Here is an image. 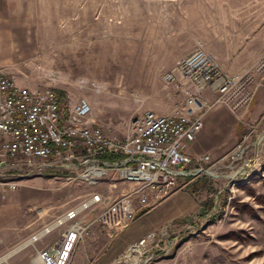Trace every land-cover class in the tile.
<instances>
[{
    "label": "rangeland",
    "instance_id": "rangeland-1",
    "mask_svg": "<svg viewBox=\"0 0 264 264\" xmlns=\"http://www.w3.org/2000/svg\"><path fill=\"white\" fill-rule=\"evenodd\" d=\"M160 1L170 0H34L33 54L21 55L16 47L14 62L6 70L35 89L50 86L73 99H87L91 120L122 138L131 118L147 110L169 114L175 104L162 83L163 74L175 63L150 49L165 33L158 29ZM216 1L231 6V18H264V0ZM246 119V113L235 117L230 143L211 159L216 162L245 141L244 160L250 171L238 175L237 169L245 168L241 163L233 169L219 167L213 175L203 172L179 180L178 187L185 186L183 191L203 210L166 237L169 253L149 261L141 258L137 264H264V116L253 124ZM39 175L25 179L34 181L21 183L2 201L20 212L10 230L21 226L23 236L0 255V264H32L36 251L55 239L62 226L34 241L37 233L91 194L115 200L134 187L113 172L95 183L85 181L81 169H44ZM120 235L109 237L94 226L74 254L90 244L81 264H130L118 261L123 253H111Z\"/></svg>",
    "mask_w": 264,
    "mask_h": 264
},
{
    "label": "built area",
    "instance_id": "built-area-1",
    "mask_svg": "<svg viewBox=\"0 0 264 264\" xmlns=\"http://www.w3.org/2000/svg\"><path fill=\"white\" fill-rule=\"evenodd\" d=\"M263 77L264 54L242 74L230 75L197 45L162 76L164 88L175 98L170 113L144 111L131 118L125 136L120 138L91 120L92 108L87 99H73L50 86H19L0 68L2 199L15 192L21 181L40 176L44 169H81L82 178L94 171L96 175L83 178L91 183L113 172L119 181L134 184L126 195L115 200L91 194L54 225L37 233L34 241L62 226L55 239L36 251L38 264H70L78 244L92 227H99L109 237L128 229L174 192L179 180L203 172L213 175L219 167L233 169L241 163L245 168L239 167L238 175L250 171V164L244 160L245 141L216 162L208 154L192 157L185 151L203 129L206 114L215 107L226 108L234 117L242 116ZM99 156L111 159L95 160ZM166 237L164 232L150 231L131 243L126 252L131 250L138 256L135 264L144 257L149 261L166 255L171 250Z\"/></svg>",
    "mask_w": 264,
    "mask_h": 264
},
{
    "label": "crops",
    "instance_id": "crops-1",
    "mask_svg": "<svg viewBox=\"0 0 264 264\" xmlns=\"http://www.w3.org/2000/svg\"><path fill=\"white\" fill-rule=\"evenodd\" d=\"M231 11L229 4L224 6V2L221 4L216 0L160 1L158 29L165 33L160 34L158 46L154 44L150 48L151 53L166 56L167 61L175 63L200 45L215 58L225 73L242 74L264 54V18H231ZM32 18L34 0H0V68L17 85L29 89L35 88L26 79L8 72L6 65L14 62L16 47L20 48L21 55L29 52L33 54ZM258 83L260 87L245 112L246 121L250 124L264 116V77ZM223 108H215L206 114L203 129L195 142L188 145L186 154L192 157L199 154L214 157L227 147L232 137L230 134L235 130V117ZM23 181L19 186L34 179ZM184 188L179 186L157 206L148 210L143 217L149 218L143 224L138 222L122 231L113 242L111 253H124L131 243L150 231L164 232L168 236L180 225L186 227L184 221L194 218L203 208L197 205L188 192L183 191ZM2 201L5 199L0 195V255L23 236L21 226L14 229L15 232L10 230L20 212L13 203ZM88 247L90 244H84L81 250L73 254V264L84 261ZM32 264L38 262L33 260Z\"/></svg>",
    "mask_w": 264,
    "mask_h": 264
},
{
    "label": "bare ground",
    "instance_id": "bare-ground-1",
    "mask_svg": "<svg viewBox=\"0 0 264 264\" xmlns=\"http://www.w3.org/2000/svg\"><path fill=\"white\" fill-rule=\"evenodd\" d=\"M89 175L94 176V175H96V172L91 171V172L85 174V175L83 176V178H84V179H89V178H88ZM132 254H133V253H132L131 250L128 251V252L125 251V253H123V255L121 256V258H119L118 261H124V262H127V263L135 264L136 261L138 260V256H137V255L134 256V255H132Z\"/></svg>",
    "mask_w": 264,
    "mask_h": 264
}]
</instances>
